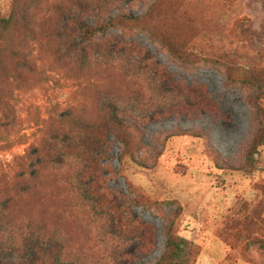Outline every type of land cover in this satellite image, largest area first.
Instances as JSON below:
<instances>
[{
    "label": "rangeland",
    "instance_id": "rangeland-1",
    "mask_svg": "<svg viewBox=\"0 0 264 264\" xmlns=\"http://www.w3.org/2000/svg\"><path fill=\"white\" fill-rule=\"evenodd\" d=\"M31 2L0 49V264H155L170 227L189 264H264V0ZM67 11L136 20L83 40Z\"/></svg>",
    "mask_w": 264,
    "mask_h": 264
},
{
    "label": "trees",
    "instance_id": "trees-1",
    "mask_svg": "<svg viewBox=\"0 0 264 264\" xmlns=\"http://www.w3.org/2000/svg\"><path fill=\"white\" fill-rule=\"evenodd\" d=\"M78 6V9L83 10L82 13L89 10V3L87 0H74ZM31 0H13L9 14L6 17H0V49L1 46L4 48H10L15 45L16 34L20 26L23 31L29 29V25L34 17H32V11L35 9V4H32ZM66 19L73 25V32L78 31L80 38L86 40L91 35L103 34L109 28L116 24H124L128 21L135 22L136 18L129 16H120L121 20H117L110 17H105L101 21H92L91 24H86L82 17H77L73 12L67 11ZM62 24L65 26L68 24L67 20L60 19ZM69 22V23H70ZM20 31V30H19ZM17 32V33H16ZM16 33V34H14ZM1 53V51H0ZM12 54L17 56L16 51H12ZM176 56V55H175ZM177 57V56H176ZM264 117V112H261ZM113 123L117 126H122L120 122L113 117ZM264 144V127H261L252 137V140L248 146L245 154V164L241 170L247 174L254 171L256 166V156L258 155V148ZM154 233H148V230H144L142 233H138L137 240L139 241V255L148 253L141 249H146L151 243V238ZM193 252V247L190 242L177 236L174 230L170 227L166 233V239L164 244V251L155 264H189V257Z\"/></svg>",
    "mask_w": 264,
    "mask_h": 264
}]
</instances>
